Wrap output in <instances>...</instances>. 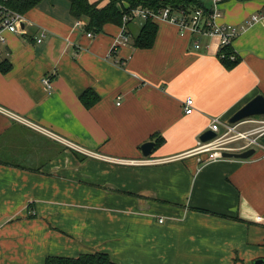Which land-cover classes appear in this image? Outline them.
<instances>
[{"label": "crops", "instance_id": "1", "mask_svg": "<svg viewBox=\"0 0 264 264\" xmlns=\"http://www.w3.org/2000/svg\"><path fill=\"white\" fill-rule=\"evenodd\" d=\"M222 11L243 28L232 70L217 39L203 37L196 50L161 20L152 48L130 40L112 54L121 27L89 37L67 0H45L24 16L23 34L4 33L0 64L11 70L0 71V264L94 252L115 264L264 259V150L210 164L187 155L213 118L229 122L264 96V20L248 24L264 15V0H224ZM140 25L130 26L131 38ZM87 90L99 96L90 109L80 99Z\"/></svg>", "mask_w": 264, "mask_h": 264}, {"label": "built area", "instance_id": "2", "mask_svg": "<svg viewBox=\"0 0 264 264\" xmlns=\"http://www.w3.org/2000/svg\"><path fill=\"white\" fill-rule=\"evenodd\" d=\"M209 2L208 5L205 4V7L191 11L180 9L174 12L169 8H165L159 13L149 9L132 10L133 15H125L123 18L122 33L112 49V54L117 51L119 46L130 43L131 37L126 32L128 31L127 23L131 20L141 24L149 19L169 22L177 26L180 35L188 34L190 36L191 43L196 50L202 49L203 37L217 39L219 49L232 45L243 28H238L223 21L222 4L224 0H209ZM263 20L264 15L253 14L248 24ZM24 24L25 17L23 15L0 7V43H6L5 32L23 34L25 30L22 25ZM88 36L93 37L94 35L88 33ZM38 42L41 43L42 39H39ZM43 83L48 88L51 87L49 79H43ZM184 104L186 114H192L194 112L193 98H187ZM221 126H223V129H221ZM210 130L216 133V137L207 142L199 140L196 148L188 152L187 155L205 154L207 156L206 163L210 164L225 160L226 158L222 156L224 152H242L250 148H255L256 152L259 149L264 150V144L262 143L264 138V116L248 118L235 124L224 123L219 117L213 118Z\"/></svg>", "mask_w": 264, "mask_h": 264}, {"label": "trees", "instance_id": "3", "mask_svg": "<svg viewBox=\"0 0 264 264\" xmlns=\"http://www.w3.org/2000/svg\"><path fill=\"white\" fill-rule=\"evenodd\" d=\"M45 0H0V7L5 10L19 13L25 16L32 9L37 8ZM70 4V14L76 20L77 25L85 32L93 35L104 31L107 24H114L119 27L123 25L125 15H133L132 10L149 9L159 13L165 8L176 12L180 9L191 11L205 7L202 0H109L104 6L100 3H92L90 0H67ZM86 21V22H85ZM137 21L127 23L126 32L131 37L130 26ZM159 32V24L152 19L143 22L136 34L131 38L133 46L137 49H150L154 46ZM218 58L227 70L234 69L241 58L235 54L232 45L219 49ZM234 56V58H232ZM11 70L10 64L6 61L0 64V71L4 74ZM86 108L90 109L99 100V96L92 90L85 91L80 97ZM156 147L164 144V138L154 134L151 137ZM45 264H115L107 253L94 252L85 253L76 258L50 256ZM264 264V263H263Z\"/></svg>", "mask_w": 264, "mask_h": 264}, {"label": "water", "instance_id": "4", "mask_svg": "<svg viewBox=\"0 0 264 264\" xmlns=\"http://www.w3.org/2000/svg\"><path fill=\"white\" fill-rule=\"evenodd\" d=\"M24 28V25H22ZM264 116V96L257 95L252 100H250L247 104H245L242 108H240L230 119V124H235L242 120L252 118V117H262ZM216 137V133L212 130H208L204 132L200 140L203 142H207ZM262 143L264 144V138L262 139ZM155 148V143L150 141L142 145V153L144 157H150L153 150ZM256 154L255 148H250L248 150L242 152H224L222 156L224 158L229 159H241L247 160L253 157ZM264 259L257 260L255 264H263Z\"/></svg>", "mask_w": 264, "mask_h": 264}, {"label": "rangeland", "instance_id": "5", "mask_svg": "<svg viewBox=\"0 0 264 264\" xmlns=\"http://www.w3.org/2000/svg\"><path fill=\"white\" fill-rule=\"evenodd\" d=\"M259 150H260V149H259ZM259 150H258V151H259ZM134 264H136V263H134Z\"/></svg>", "mask_w": 264, "mask_h": 264}]
</instances>
